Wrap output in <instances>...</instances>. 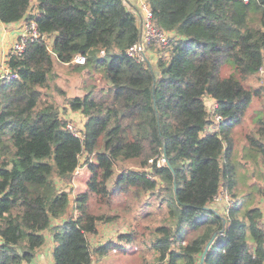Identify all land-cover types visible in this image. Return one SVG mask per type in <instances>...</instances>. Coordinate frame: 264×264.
<instances>
[{
    "label": "trees",
    "instance_id": "16d2710c",
    "mask_svg": "<svg viewBox=\"0 0 264 264\" xmlns=\"http://www.w3.org/2000/svg\"><path fill=\"white\" fill-rule=\"evenodd\" d=\"M148 1L155 23L174 33L155 65L127 53L141 35L132 0H0L1 22L36 19L52 39L10 54L7 66L19 77L0 80V264H31L47 229L55 264H90L113 248L146 244L133 220L105 246L92 249L89 241L102 222L123 220L136 207L132 218L150 214L156 200L146 195L167 204L162 222L144 224L153 227L159 264H264L256 203L264 190L245 193L253 184L245 181L238 194L232 160L233 128L244 125L254 97L264 94V83L251 86L254 77L264 79V0ZM77 54L86 62H73ZM55 62L91 78L101 73L103 85L93 82L85 94L67 98L87 117L79 134L46 91ZM206 97L217 101L223 128L209 130L216 121ZM252 120L257 127L247 123L242 148L264 169V107ZM84 155L91 175L71 199L72 188L56 178L72 185ZM162 155L167 162L159 163ZM126 160L139 168L115 176ZM224 190L231 204L222 213L211 203ZM70 206L77 213L53 225Z\"/></svg>",
    "mask_w": 264,
    "mask_h": 264
},
{
    "label": "rangeland",
    "instance_id": "374dc122",
    "mask_svg": "<svg viewBox=\"0 0 264 264\" xmlns=\"http://www.w3.org/2000/svg\"><path fill=\"white\" fill-rule=\"evenodd\" d=\"M135 3L131 5L133 12L137 15L138 18V24L141 29V18L138 14L139 8L137 5V0H134ZM150 3V2H149ZM150 6L152 7L151 3ZM138 10V11H137ZM140 12V11H139ZM155 22V21H154ZM45 38H49L47 35ZM16 39V38H15ZM49 44H51L52 39H47ZM13 44V43H12ZM12 44L10 48H12ZM153 52L150 53V55H153L151 64L155 65L160 58L162 54H168V52H163L162 49L159 46H154ZM224 68V70H223ZM157 70V69H155ZM230 68L228 66L222 67V74L224 75V72L229 71ZM261 72H264V68H261ZM50 86L46 91L51 94V99H55L56 102L59 104L62 114L64 118L67 120V127L69 124H73L74 129L79 132V130L83 129L85 127V123L87 121V117L85 114H83L80 111H74L67 106V98L70 96H76V95H83L85 94L86 90L90 87V85L93 82H96L100 86L103 85V81H101V73H95L92 78L89 77L87 74H85L84 71L76 69L72 67L69 64L66 63H59L55 62L53 66V73L52 77L50 78ZM264 83V79L262 77H254L252 81V87H255L259 84ZM264 94L260 96L254 97L252 103L249 106V109L247 110L244 119L246 120L243 122V126L236 125L233 129V134L235 138V149L232 156L233 162L237 165V170L240 172V181H238L237 189L236 191L238 194H242L245 191L246 185L245 181L253 183L245 193L248 191H256L257 188L261 186V184L264 183V169L263 166H257L259 159L254 155H250L248 148L245 152L243 147V144H246L247 139L244 143V136H245V128L247 123H253L252 126L257 127L256 123L253 122L252 118L255 114L256 110H260L262 107H264ZM209 110H213V105L208 104ZM66 108V109H65ZM211 112V111H210ZM212 113V112H211ZM214 119V118H213ZM225 123H221V128L224 127ZM220 129V128H219ZM250 133V131H248ZM256 133V132H254ZM258 134V133H257ZM163 155L160 156L159 163L163 162ZM85 155L81 157L80 159V166L77 168L75 173V178L73 180L72 185H67L64 182H61L59 178H56V181L60 187L65 188H72L71 192V199H74L78 192L85 190L87 187L88 179L90 178L91 171L88 168V165L85 164ZM167 162V161H165ZM164 162V163H165ZM126 168H134L138 169L139 165L137 161L135 160H126L121 161L119 165L116 166V172L115 176L119 173L121 169ZM253 175V176H251ZM224 192V193H223ZM226 191H221L218 197L211 203V207L216 209L219 212L225 213L227 212L228 206L231 204L230 200L226 199ZM145 198L147 199H153L155 205L149 207L151 209V213L145 216L139 215L135 219L132 218L134 214L139 212V207H136V211L133 213H129L128 216L123 217V220H116L115 227L116 230H130V223L133 220V224L135 227L138 228L140 232H145V241L146 244H137L134 245H128L118 248V252H109L107 253V257H109L108 262L111 264H159L157 262V253L154 249L151 247V240L150 238L153 235V227L147 228L144 227V224H150L152 226L157 225L158 223L162 222V219L164 216H166V207L167 204H157V198L153 195H146ZM257 205L259 201L257 200ZM141 204V202L139 203ZM253 206V203L251 202H243V207H249ZM261 207L264 208V205ZM72 207L70 206V209ZM73 210V209H72ZM125 221V223H123ZM263 223V222H262ZM121 231V232H122ZM113 241V240H112ZM106 259L103 260V256L99 259V264H105Z\"/></svg>",
    "mask_w": 264,
    "mask_h": 264
},
{
    "label": "built area",
    "instance_id": "2783aa9c",
    "mask_svg": "<svg viewBox=\"0 0 264 264\" xmlns=\"http://www.w3.org/2000/svg\"><path fill=\"white\" fill-rule=\"evenodd\" d=\"M137 5H138L140 12L138 10L137 11H138V14L141 18V35H140V38L128 48L127 53L130 56H132L137 62H143L146 64H151L153 55H150V53L153 52L152 50H153L154 46H159L162 49V53H163L165 48L171 42V40L174 36V33L170 30H166V29L158 26L154 22V12H153V9L150 6V3L148 0H137ZM20 30H21L20 33L18 34L16 39L13 41L12 48L9 49V51L6 55V59H5V64H6L5 68L6 69L4 71V74H2V76L7 78V79L19 77L18 74H12L10 72L9 67L7 66V60L9 58V55L10 54L21 55L25 51L29 42L35 41V40H41V39L45 38V36L39 30L38 23H37L36 19L24 18L22 24L20 25ZM50 48H51V45H50ZM72 61L76 62V63L83 64L86 62V56H85V54H77L73 58ZM205 101H206V105H207L208 109H209L208 104L213 105V107H212L213 110H209V111H211L214 114V118L216 121L214 124H212L209 127V130H212V131L218 130L219 129L218 125L221 124L222 121L224 120L223 116L221 114L215 113L216 112L215 108L218 106V103L212 97H206ZM68 128H70L71 130H73L77 134L80 133V130L78 132L77 130L74 129L73 124H69ZM162 159H163L162 163H164L166 161L165 155H163ZM225 194L227 195L226 196L227 201H228V199L230 200L229 195L227 193H225ZM217 197L218 196H216L215 199ZM262 227H263L262 246H263V250H264V223L262 224ZM93 258L94 259L91 261L90 264H98L96 262V257L94 256Z\"/></svg>",
    "mask_w": 264,
    "mask_h": 264
},
{
    "label": "crops",
    "instance_id": "0c3cea01",
    "mask_svg": "<svg viewBox=\"0 0 264 264\" xmlns=\"http://www.w3.org/2000/svg\"><path fill=\"white\" fill-rule=\"evenodd\" d=\"M134 3L135 1L132 0ZM24 19L15 22V23H3L0 21V80L4 79L5 77L2 76V74H4L5 71V59H6V55L10 49L11 44L13 43V41L15 40V38L18 36V34L20 33V25L22 24ZM218 128L221 129V124L218 125ZM261 187L264 190V183L261 184ZM258 205L261 207L262 205H264V193L262 194V196H260L258 198ZM73 209V210H72ZM262 212H263V218H262V222L264 223V208L261 207ZM76 214L77 210L74 209L73 207L69 210V212L60 217V218H53L52 219V224L53 225H57L59 226L60 224H62L63 221L66 220V218L68 217L69 214ZM117 222V221H116ZM115 221L113 222H107V223H100L98 226V232L95 234H92L89 237V241H90V245L92 247V249H95L97 247L100 246H105L108 242L112 241V240H116L118 237V234L122 231L119 230L117 231L115 224ZM45 235H46V239L44 244L37 250L36 256L34 258V260L31 262V264H55V259H54V248L56 246V242L54 240L53 237V233L51 230L47 229L45 230ZM1 240V239H0ZM118 248H113L112 250H110L109 252H118L117 250ZM108 252V253H109ZM98 258L96 257V262L99 264V260H97ZM106 259L107 262H105V264H111L110 262H108L109 257H107V255L103 256V260ZM202 258L200 259V263H201Z\"/></svg>",
    "mask_w": 264,
    "mask_h": 264
},
{
    "label": "water",
    "instance_id": "95a60500",
    "mask_svg": "<svg viewBox=\"0 0 264 264\" xmlns=\"http://www.w3.org/2000/svg\"><path fill=\"white\" fill-rule=\"evenodd\" d=\"M155 72L156 73H158V70H155ZM222 231V230H221ZM215 238V235L210 239V241L208 242V244H207V246H206V249H205V251H204V253L202 254V261H203V259H204V257H205V253L207 252V250H208V248L210 247V245H211V243H212V241H213V239Z\"/></svg>",
    "mask_w": 264,
    "mask_h": 264
}]
</instances>
